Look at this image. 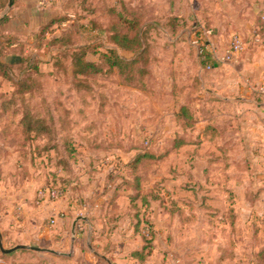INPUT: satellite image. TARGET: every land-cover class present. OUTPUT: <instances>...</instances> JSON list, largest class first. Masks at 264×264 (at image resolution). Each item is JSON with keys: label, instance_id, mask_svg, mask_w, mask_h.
<instances>
[{"label": "rangeland", "instance_id": "obj_1", "mask_svg": "<svg viewBox=\"0 0 264 264\" xmlns=\"http://www.w3.org/2000/svg\"><path fill=\"white\" fill-rule=\"evenodd\" d=\"M38 1L39 9L50 8L52 15L40 17L30 8L26 9L28 16L24 18L20 15L19 0H12L9 15L16 25L2 29L8 55L4 62L12 68L14 80L31 77L38 81L40 87L33 96H26V100L33 113L42 114L50 130L38 132L36 124L30 131L27 125L17 126L15 123L25 108L19 103L15 117L14 107L3 109L14 87L10 81L0 80V216L8 202L7 194H17L28 182L58 187L65 179L76 182L78 174L97 177L108 164L114 169L118 161L127 165L137 155L151 152L153 157L141 163L136 171L143 179L144 188L158 195V201H154L157 207L163 208L164 204L172 207L177 203L186 214L185 225L175 218L158 230H152L147 224L149 232L142 233L147 239L165 243L164 264H264V170H257L261 174H255L250 166L246 168L244 159L240 164L243 168L234 170L236 179L239 172L244 174L241 173V181L234 179V184L229 186L231 195L224 198L217 192L209 195L212 199L209 201L205 197L210 192L196 195L193 189L180 188V183L194 174L189 160L192 153L188 152L189 158L186 152L170 156L165 148V142L173 140L164 134V114L170 104L165 81L170 49L174 52L191 49L190 43L197 32L216 29L208 23L198 29L193 20L189 24L177 17L187 4L201 0ZM0 3L7 9L9 0H0ZM256 6L255 31L264 36V24L260 20L264 3ZM138 8L144 14L141 22L136 23L134 10ZM220 12L226 18L222 19L221 35L217 32L218 43L225 45L224 38L229 34V39L233 24L225 23L226 10H214V13ZM25 19L28 23L24 26ZM51 20L55 22L50 25ZM48 25L43 33V27ZM252 35L249 32L242 38L250 43ZM125 36L133 40L140 38L142 49L149 48L148 72L141 82H127L130 72L127 68L124 73L117 68L109 73L110 68L102 59L104 54L111 56V49L125 61L134 59V47L118 50L114 44L121 43ZM56 39L60 40L56 42ZM210 39L204 37L202 46ZM80 48L87 51V60L101 65V73L90 71L82 77L74 74L72 55ZM17 57L24 58L25 62L18 64ZM52 116L56 124L51 122ZM55 144L57 147L52 148ZM224 171L218 172L221 184L216 188L219 190L224 184ZM109 174L112 176L113 171ZM168 193L175 198L167 199ZM146 201L145 205L150 207L151 203ZM189 202L194 209H189ZM152 262L161 263L156 259Z\"/></svg>", "mask_w": 264, "mask_h": 264}, {"label": "crops", "instance_id": "obj_2", "mask_svg": "<svg viewBox=\"0 0 264 264\" xmlns=\"http://www.w3.org/2000/svg\"><path fill=\"white\" fill-rule=\"evenodd\" d=\"M205 1H192L177 15L181 22L194 21L198 29L207 23L216 29L196 33L191 49L175 52L170 49V65L165 71L170 104L164 114V134L174 141L178 138L179 145L170 140L165 142V148L170 156L186 152L189 158L188 152L192 153L189 160L194 174L180 183L182 190L193 189L196 195L210 192L206 197L220 192L225 198L229 193L216 188L221 184L219 171L226 169L224 183L231 186L234 170L244 159L246 168L250 166L255 174L264 170V36L255 31L253 19L256 5L261 2L262 6L264 0ZM38 2L19 0L20 15L27 18L26 11L30 8L40 17L52 15L50 8L40 10ZM216 9L226 10L225 23L233 24L229 39V34L224 38L228 47L227 43H218L222 19L226 16L214 13ZM9 10V6L3 9L0 3V18L9 15ZM260 20L264 24V11ZM23 22L24 26L28 23L26 19ZM15 25L11 17L7 26ZM249 32L252 39L246 43L242 36H248ZM235 35L243 44L240 53L230 51ZM204 37L211 41L203 48ZM205 55L209 56V62ZM184 107L187 119L181 113ZM116 165L114 169L106 165L104 173L97 177L78 174L76 182L67 180L60 197H52L48 192L40 195L43 184L35 181L28 182L17 194H7L8 202L0 216L2 246L5 250L24 248L3 253L0 264H153L154 259L164 264L165 243L152 241L146 247L142 233L149 232L147 224L158 230L175 218L167 212L169 208L155 205L158 198L147 191L148 187L144 188L143 179V191L136 194L134 182L132 186L125 182V179L133 181L126 174V163L118 161ZM111 171L113 179L109 177ZM166 198L175 196L169 194ZM146 199L150 207L145 205ZM182 211L186 215L183 207ZM139 253L143 255L138 256Z\"/></svg>", "mask_w": 264, "mask_h": 264}, {"label": "trees", "instance_id": "obj_3", "mask_svg": "<svg viewBox=\"0 0 264 264\" xmlns=\"http://www.w3.org/2000/svg\"><path fill=\"white\" fill-rule=\"evenodd\" d=\"M138 10L136 9L134 10V22L136 23L141 22L142 16L144 14L141 8H138ZM148 10H149V13H151V10L150 9ZM10 22H11V17L7 14L4 17L0 18V80L10 81L13 83V87H14V90L11 96L7 97L6 101L4 102L3 109L8 108L10 106L14 107L15 110H14L13 117H15L16 114L18 115V110H19L18 104L21 103L22 106H24L25 108V111H24L25 113H23V116H21L20 119L15 124H17V126L27 125V129L29 131L32 129V126L36 124L37 126L35 127V130L38 132L44 133L50 130L46 124V121L43 119L42 114L40 115L38 112L33 113L30 110L29 103L26 100V96L28 95L33 96V94L35 93V90H37L40 87L38 81L35 78H31V77L23 78L21 80H14L13 75H12V71H13L12 68L10 67L9 64L4 62V59L8 57V55L5 54V49L7 48V46L4 43V39H3L4 34L2 33V29L3 27L7 26ZM54 22L55 20H51L50 25L53 24ZM48 27L49 25L47 27H43L44 28L43 33L46 32ZM58 40L60 39H56V42ZM114 44L116 45L118 50H129L134 47V51H133L134 59H132L131 61H125L117 55L116 50L111 49L109 51L111 56H107L105 54L102 55V59L105 60L104 62H106L110 68L109 73H113L115 68L119 69L120 72L124 73L125 71L124 69L127 68L130 70V72L126 76L127 82H130V83H132L133 81L134 83L139 82V81L141 82V80H143L142 78L144 77V75H146V73L148 72L146 70V66L149 61V48L146 46L144 47V49H142V41L140 40V38L133 40V39H130L128 36L123 37L121 40V43L117 41V42H114ZM137 45L138 47L136 48ZM202 47L204 48L205 46H202ZM86 52L87 51L84 48H80L77 52L73 53L72 55L74 57L73 58V62H74L73 72L77 77L89 75L90 71H93L94 73H97V74L102 72L100 64L91 62L86 59ZM13 57H15V55H13ZM205 57L207 59V62H209L210 61L209 56L205 55ZM16 59H18L17 60L18 64L25 62L24 58L17 57ZM181 113H182L183 118H186V119L188 118L187 110L185 107L181 109ZM50 120L52 123L56 124L53 116L50 118ZM54 128H51V129L54 130ZM178 141H179L178 138H176L174 143L176 145H179ZM56 147L57 145L55 144L53 145L52 148H56ZM152 157L153 155L151 152L141 153L137 155L136 159H133L126 165V174L128 177L132 178L133 181L129 182L125 179V182L127 184L129 183L130 186H132L133 182H136V185L134 184V192H136V194L141 193L143 191L141 189V179L142 178L139 175V173L138 174L136 173V171H138V168L140 167L141 163H145V161H148ZM240 164L241 163L239 162L238 166L235 169H239L241 166ZM241 169H242V166H241ZM224 174H225V171H224ZM241 176H242L241 172H239V176L237 177L238 179H236L235 176H234V179L241 181ZM109 177H111V179L114 178L111 175ZM65 184H66V179L63 180V183L58 187H54L50 183L49 184L47 183L45 186H43V188L44 189L55 188V189L64 191ZM198 185L201 188V185L200 184ZM229 186L230 185H228V182H225L222 185V189L231 195L232 192L230 191ZM156 196L158 198V195ZM205 199L208 200L210 199V197H205ZM160 201L163 202L164 200L161 199ZM176 204L177 203H173L172 207H168L167 205H164L163 208L165 209L169 208L167 212L171 215V218L172 219L179 218L180 222L183 225H185L186 221H185V217L182 211V207H179ZM184 205H186V203H184ZM187 205L190 209H194L191 202L187 203ZM193 214L194 213L192 212V217H195ZM144 238H145L146 247L151 246L153 239H147V237H144ZM142 255L143 253L142 254L139 253L138 256H142ZM2 256H4L3 253H2Z\"/></svg>", "mask_w": 264, "mask_h": 264}, {"label": "built area", "instance_id": "obj_4", "mask_svg": "<svg viewBox=\"0 0 264 264\" xmlns=\"http://www.w3.org/2000/svg\"><path fill=\"white\" fill-rule=\"evenodd\" d=\"M48 0H45L47 2ZM231 49L232 53H240L243 50V44L238 36H234L231 41ZM45 192H48L52 197H60L64 192L55 188L44 189ZM44 195V191H40V195Z\"/></svg>", "mask_w": 264, "mask_h": 264}, {"label": "water", "instance_id": "obj_5", "mask_svg": "<svg viewBox=\"0 0 264 264\" xmlns=\"http://www.w3.org/2000/svg\"><path fill=\"white\" fill-rule=\"evenodd\" d=\"M11 5H12V0H9V5L8 6L11 7ZM75 225H76V222H75L74 227H73V236H75ZM23 248H24L23 246H18V247H15L13 249H9V250L3 249L2 242H1V235H0V250H1L2 253L8 254V253H11V252H13L15 250L23 249ZM29 249L36 250L35 248H29Z\"/></svg>", "mask_w": 264, "mask_h": 264}]
</instances>
